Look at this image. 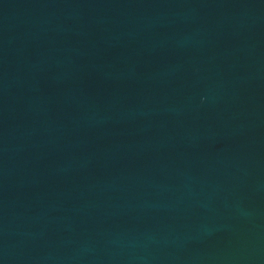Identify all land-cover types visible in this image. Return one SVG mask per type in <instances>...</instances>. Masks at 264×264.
I'll return each mask as SVG.
<instances>
[{"label":"water","instance_id":"water-1","mask_svg":"<svg viewBox=\"0 0 264 264\" xmlns=\"http://www.w3.org/2000/svg\"><path fill=\"white\" fill-rule=\"evenodd\" d=\"M0 264H264V0H0Z\"/></svg>","mask_w":264,"mask_h":264}]
</instances>
